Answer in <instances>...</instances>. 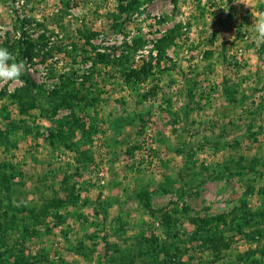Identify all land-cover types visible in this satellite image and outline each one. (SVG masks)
Returning a JSON list of instances; mask_svg holds the SVG:
<instances>
[{
    "label": "rangeland",
    "instance_id": "1",
    "mask_svg": "<svg viewBox=\"0 0 264 264\" xmlns=\"http://www.w3.org/2000/svg\"><path fill=\"white\" fill-rule=\"evenodd\" d=\"M133 1L0 0V45L37 43L22 75L89 90L53 110L34 89L24 113L0 80L1 240L33 264H160L176 244L183 264H264V0ZM143 61L157 73L124 84ZM217 216V247L184 242Z\"/></svg>",
    "mask_w": 264,
    "mask_h": 264
},
{
    "label": "trees",
    "instance_id": "2",
    "mask_svg": "<svg viewBox=\"0 0 264 264\" xmlns=\"http://www.w3.org/2000/svg\"><path fill=\"white\" fill-rule=\"evenodd\" d=\"M174 1V0H172ZM135 2V0L133 1ZM121 8V11H124V7L119 6ZM175 32L176 29L174 30H170L168 32L167 35H165L163 38L159 39L154 47L156 50V54L158 60H160L161 58V54L162 52L168 48L171 43H173L174 39H175ZM79 35L81 40H83L84 44L89 46V41L90 39L93 37L92 33L88 32L87 34L79 31ZM42 39H44V37H40V46H44V43L42 41ZM23 43L25 44V48L26 50H24L23 47L19 46V53L21 54L20 56L22 57L20 60L27 58L29 61L33 58L36 57L37 54L34 52V46H36L37 43L35 42H30L28 40V38H22V41L20 42V44ZM6 44H1L0 47L6 48L5 47ZM262 47V45H260ZM24 50V51H23ZM104 56L102 54L97 53L95 56V61H93L94 64L98 63H102V62H107V59L105 58L104 60ZM17 61H19L18 59H16ZM11 63V62H9ZM153 63H151V61L145 62L143 61L142 64L140 66H136V67H128V68H124L123 71L120 73L122 81L124 84H133V83H138L142 80H145L146 78H148L149 76H152L154 74H156L157 72L155 71L156 66L152 65ZM21 82H23V86L21 87V89L17 90L16 93H14V95H12V99L13 101L16 103V105L18 106V109L21 110V112L27 113L26 111L31 110V108H34L33 106H35V104H33V99L31 95V92L35 89L36 92L38 94H40V96L42 97V99H44L46 102H49L50 105H52L53 110L62 107V106H69L70 103H72L74 100H78V102H81L83 100H85L87 98L88 92L89 90H84V84H81L79 88H74V84L73 82L69 81L67 82V85H63V86H68L71 89L65 88L62 91L61 90H46L43 91L41 90V88H39L34 82H32L29 78L21 75L18 78ZM87 83L89 82V84H91L90 81H86ZM79 96V97H78ZM76 97V99H74ZM27 98V99H26ZM25 100V101H24ZM30 100V101H29ZM26 110V111H24ZM50 136L54 137V134L52 132H50ZM55 137H58V139L60 138V134L55 133ZM8 180L5 179V182H2V187H5V185H8ZM57 202H59L60 200H56ZM25 210V209H24ZM169 212V211H167ZM170 215L166 214L163 218V220H165V222L170 220ZM191 223L195 226V227H199V229L196 230V232L192 235H189L185 238L184 242L187 243H191L193 241L198 242L200 241L202 244L205 243H210V247H212L213 249L215 247H217V243L213 240L210 239L208 236L204 239V235L207 234V232H209V230H205L206 232H204V226H208V225H213V224H221V223H225V217L224 216H217L214 218H207V219H199V218H195L190 220ZM249 220H245V224L248 223ZM202 228H201V227ZM22 234L24 235H32L31 232L27 231V228L23 226L22 228ZM1 233V232H0ZM7 239V234L5 232H2L1 237H0V249L2 247H5L6 249L4 251L0 250V264H33L32 263V259L33 258H24L21 255H17V254H11V250H8L9 246H4V243L1 239ZM202 240V241H201ZM164 261L161 262L160 264H183L181 262L178 261L179 257L177 254H180V249L178 248V245L176 244V246L174 247V249H164ZM174 251V252H172ZM216 258H218V256H216ZM173 259L177 260V263H175Z\"/></svg>",
    "mask_w": 264,
    "mask_h": 264
},
{
    "label": "clouds",
    "instance_id": "3",
    "mask_svg": "<svg viewBox=\"0 0 264 264\" xmlns=\"http://www.w3.org/2000/svg\"><path fill=\"white\" fill-rule=\"evenodd\" d=\"M244 3L239 0L238 3ZM247 5V4H246ZM254 30L258 41L264 42V12L255 19ZM11 61V63H9ZM27 70L26 61H17L7 48L0 47V80H16Z\"/></svg>",
    "mask_w": 264,
    "mask_h": 264
}]
</instances>
